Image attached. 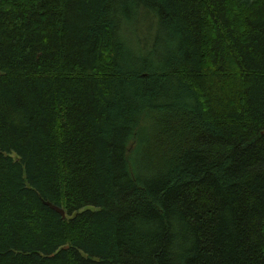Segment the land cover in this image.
<instances>
[{
	"label": "trees",
	"instance_id": "1",
	"mask_svg": "<svg viewBox=\"0 0 264 264\" xmlns=\"http://www.w3.org/2000/svg\"><path fill=\"white\" fill-rule=\"evenodd\" d=\"M0 264H264V0H0Z\"/></svg>",
	"mask_w": 264,
	"mask_h": 264
},
{
	"label": "water",
	"instance_id": "2",
	"mask_svg": "<svg viewBox=\"0 0 264 264\" xmlns=\"http://www.w3.org/2000/svg\"><path fill=\"white\" fill-rule=\"evenodd\" d=\"M46 204L49 205L52 209L56 210L57 212L61 213V215L63 217L66 216V211L64 208H62L61 206L53 203V202H50V201H46Z\"/></svg>",
	"mask_w": 264,
	"mask_h": 264
},
{
	"label": "rangeland",
	"instance_id": "3",
	"mask_svg": "<svg viewBox=\"0 0 264 264\" xmlns=\"http://www.w3.org/2000/svg\"><path fill=\"white\" fill-rule=\"evenodd\" d=\"M136 145L134 144L131 148V152L135 149Z\"/></svg>",
	"mask_w": 264,
	"mask_h": 264
}]
</instances>
